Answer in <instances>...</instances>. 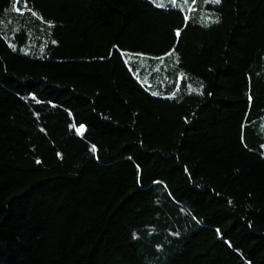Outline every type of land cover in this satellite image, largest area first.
I'll list each match as a JSON object with an SVG mask.
<instances>
[{
    "label": "trees",
    "instance_id": "16d2710c",
    "mask_svg": "<svg viewBox=\"0 0 264 264\" xmlns=\"http://www.w3.org/2000/svg\"><path fill=\"white\" fill-rule=\"evenodd\" d=\"M0 264H264V0H0Z\"/></svg>",
    "mask_w": 264,
    "mask_h": 264
},
{
    "label": "snow or ice",
    "instance_id": "6c2138e0",
    "mask_svg": "<svg viewBox=\"0 0 264 264\" xmlns=\"http://www.w3.org/2000/svg\"><path fill=\"white\" fill-rule=\"evenodd\" d=\"M216 3H219V0H215Z\"/></svg>",
    "mask_w": 264,
    "mask_h": 264
}]
</instances>
